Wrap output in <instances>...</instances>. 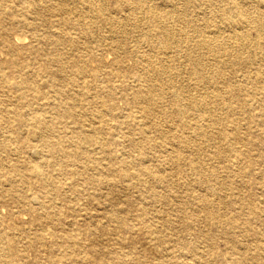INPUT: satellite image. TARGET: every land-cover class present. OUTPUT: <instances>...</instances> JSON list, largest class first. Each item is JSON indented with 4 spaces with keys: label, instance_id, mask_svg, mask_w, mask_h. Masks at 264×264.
Wrapping results in <instances>:
<instances>
[{
    "label": "rangeland",
    "instance_id": "rangeland-1",
    "mask_svg": "<svg viewBox=\"0 0 264 264\" xmlns=\"http://www.w3.org/2000/svg\"><path fill=\"white\" fill-rule=\"evenodd\" d=\"M95 1L39 0L32 7L0 0V105L18 108L20 94L25 101L22 124L8 111L0 120V143L9 148L5 159L0 153V264H254L247 257L264 242V121L251 116L264 105L252 99L261 97L253 91L264 90V79L253 52L264 42V24L235 29L246 32L243 55L254 63L232 68L236 40L215 54L197 43L200 35L219 39L215 23L231 34L218 7L204 8L206 0H169L178 11L171 16L163 11L168 0H144L134 10L102 0L101 14ZM153 5L161 17L151 15ZM246 7L253 20L264 16V3ZM163 28L173 35L166 46ZM159 60L169 68L162 86L152 71ZM198 62L208 82L220 67L234 88L221 80L203 84L193 73ZM8 80L23 89L9 88ZM213 90L226 105L211 101ZM213 112L224 115L214 124ZM222 130L236 138L217 156ZM30 194L58 216L43 231L46 244L36 241L40 206H29ZM205 199L211 204L201 210ZM99 222L104 232L90 224Z\"/></svg>",
    "mask_w": 264,
    "mask_h": 264
},
{
    "label": "bare ground",
    "instance_id": "bare-ground-1",
    "mask_svg": "<svg viewBox=\"0 0 264 264\" xmlns=\"http://www.w3.org/2000/svg\"><path fill=\"white\" fill-rule=\"evenodd\" d=\"M18 1H23L25 2L26 4L28 5H31L32 7L33 6H36L38 3H39V0H18ZM95 1V0H94ZM156 1V0H155ZM192 0H183V5L186 6L188 5ZM204 1V0H203ZM17 2V1H16ZM125 2L126 5H128L129 7H132V9H138V7L144 2V0H118V2L116 1V3L118 4V6H121V4ZM169 2L168 4H166L167 6H170V8L168 9H164V14L165 16L167 15H172L174 14L177 9H175L174 7V1L173 3L171 1H167ZM90 3V2H89ZM93 5L95 6L94 7V10H96L97 13L101 14L100 10H102L103 6H104V2L102 0H97L95 2H92ZM154 3V2H153ZM248 3H264V0H206V4H205V7H218L219 8V11H220V15L218 16L220 21L222 23H225L229 29H230V32L231 34H226V36H223V34L221 33V29H219V25H217L216 23L215 24H212L214 26H216L215 30L214 31V34H216V37L219 38L217 41H214L213 42H210V41H207L205 40L204 38L200 39L201 38V35H200V38L198 39L197 43H199V45H202L203 47L207 48V50H209L210 53H219V50H226L227 48L230 47V43L232 40H236L237 41V46L234 47L232 49V54H233V58L231 60V67L232 68H235L236 65H250V64H253L254 61L243 55V53L245 52V49L247 48L246 46V38H247V34L246 32H236L235 29L239 26V25H247V24H254V23H257V27H261L263 24H264V16L262 17H257V20L258 21H255L252 19V16L249 14V12H247V7L246 5ZM161 6V5H160ZM197 7V6H196ZM146 8V6H145ZM177 8V7H176ZM184 11V9H183ZM211 11V10H210ZM178 12V11H177ZM131 13V11H130ZM150 13L151 15H158V17H161L163 14L161 13V11H159V9L157 8V5H153V7L151 8L150 10ZM219 14V13H218ZM264 14V13H263ZM123 23V22H122ZM133 24V23H132ZM201 24V23H200ZM162 26V25H161ZM210 29V28H209ZM246 29V28H245ZM193 30L196 31V32H200V27L195 25L193 26ZM202 31H204L202 29ZM226 31V30H225ZM61 32V31H60ZM159 32L161 33V35L163 36L164 38V46H166V42L170 41L173 37V35L171 34L170 31H168L167 29H160ZM228 32V31H226ZM175 33V32H174ZM205 33V32H204ZM115 34V33H114ZM263 34V37H264V33ZM62 35V34H61ZM135 35V34H134ZM64 37V36H63ZM24 39V38H23ZM14 40L16 42H22V38L19 37V36H16L14 37ZM64 41V39H63ZM176 41V40H175ZM68 42V41H67ZM72 42V41H71ZM197 46V45H196ZM256 49H254V55L257 56V58L255 59V61H260L261 62V65L262 66H258L259 68V75H261L264 79V42H262V44L258 47L257 45L254 46ZM174 48V46H173ZM180 48V47H179ZM202 48V47H201ZM258 48V49H257ZM231 49V48H230ZM177 50V49H176ZM176 52V51H175ZM160 53V54H159ZM160 59H165L161 54V52L158 50L156 51V53ZM215 54V53H214ZM218 55V54H217ZM73 61V59H72ZM161 61V60H159ZM184 61V60H183ZM225 61V60H224ZM84 62V61H83ZM218 63V62H217ZM145 64L147 65H150L149 63H146ZM198 65L197 68L194 69L193 73L196 72L199 74V77L198 79H202V81H204L205 83L203 84H206V83H209L211 81H217V80H221L223 82V85L227 88L228 91H230L231 88H234V84H230V81H229V76L225 73H222L221 72V69L220 67H217V68H212V79L211 81H207V79L205 78V74H203V71H204V66L203 64H200L198 62ZM218 65H222L221 63H218ZM151 66V65H150ZM149 66V67H150ZM57 68V67H56ZM78 68V65L77 67ZM87 70V68H86ZM152 70V69H149V71ZM152 71H156L157 73L155 74V77H154V80L157 84H159V86H162V84L164 83V79H162L163 75L166 80V77H167V74L169 73V68H168V64H167V61H166V64L164 61H161L159 63V65ZM151 71V72H152ZM55 73V72H54ZM167 73V74H166ZM177 73V72H176ZM9 74H11V72H9ZM43 76V75H42ZM211 76V75H210ZM152 77V76H151ZM168 82L170 83L171 80L168 79ZM199 81L197 80V83ZM7 86H9V88H14V89H17V88H20V89H23V85L21 82L16 83L14 81H11V80H8L7 81ZM67 84V83H66ZM110 84V83H109ZM199 84V83H198ZM202 84V85H203ZM153 86V83L152 82H149V84L146 86V89H147V94L150 92V90H152ZM201 86V84H200ZM70 88V87H69ZM72 88V87H71ZM214 90H216V88L214 87L213 88ZM238 89L239 91L241 90V88H236ZM213 90V93L211 95V101L213 103H220V102H223L225 105L227 104V97H223L221 92H219L217 90V92H214ZM155 91V90H154ZM254 94L258 93L261 95V97L259 99L256 100L257 97L255 98H252L255 102H258L260 103L262 100H264V90L263 91H260V92H255L253 91ZM113 95V94H112ZM175 101L176 102H179L182 97L179 96V90H177V93H175ZM202 96V95H201ZM256 96V95H255ZM20 103H19V106L18 108L17 107H12L11 110H7L5 109V107H2V105H0V120H3L4 118H7V114L6 113L7 111L12 113V115L15 117V119L17 120V122L19 124H22L23 121H24V116L25 114L23 113V110L20 109L21 106H24L25 104V101L23 99V96L20 94L19 97H18ZM154 100V99H153ZM153 100L152 98L150 97V100L148 99V105H146V107L144 108V112L147 114V115H150L152 113V107L151 105L153 104ZM243 102V101H241ZM196 103V102H195ZM208 103V100L206 99V97H203L202 101H201V104H202V107L204 108ZM240 103V102H239ZM189 104V103H188ZM48 107V106H47ZM22 108V107H21ZM224 108V107H223ZM25 111V110H24ZM179 111H182V108L180 107L179 108ZM224 116V115H223ZM221 114L219 113H211L210 114V123H213L215 122L216 120L218 119H221L223 117ZM253 118H256V119H259L261 121H264V105L261 106V108L259 109V111L257 112H254L252 113V116ZM6 121V120H5ZM232 121V120H230ZM214 124V123H213ZM205 127H207V125H205ZM35 128V127H34ZM233 129H234V125H233ZM98 129H94L92 130V132H97ZM207 130V128L205 129ZM37 131V130H36ZM69 132V131H68ZM0 134H1V126H0ZM205 137H208V134L206 135V131H205ZM233 136V137H232ZM231 137H229V135L226 134L225 130H222L221 133H220V138L224 141V146H220V147H216L215 150H214V153L215 155H220L222 152L224 151H229L231 148H232V139L236 138V136L234 137V135H232ZM34 137V136H33ZM32 137V138H33ZM232 138V139H231ZM208 139V138H206ZM197 140V138H196ZM264 140H260V146H264ZM9 146V145H8ZM99 146V145H98ZM102 146V145H101ZM137 151H135L136 153ZM0 153H2V157L5 159L6 158V155L9 154V148H7V145L5 143H0ZM139 154V153H137ZM136 154V155H137ZM0 156V157H1ZM146 159V158H145ZM263 159V158H262ZM144 160V159H143ZM146 161V160H145ZM51 162V161H50ZM51 164V163H50ZM22 167V166H21ZM12 169H13V173L15 175H13L12 177H9L12 182L14 181L12 178L14 176H17L18 175V171L15 169V166L13 165L12 166ZM40 167L39 165H34L33 166V171L34 172H39L40 173ZM16 170V171H15ZM241 172V171H240ZM134 173V172H133ZM42 175V174H41ZM211 174L209 173V176ZM36 176V175H35ZM39 176V175H37ZM129 177V176H128ZM39 178V177H38ZM43 178V177H42ZM45 178V177H44ZM101 179V178H100ZM16 182V181H15ZM14 183V182H13ZM31 183V182H30ZM33 183V182H32ZM8 184V183H7ZM261 184L263 185L264 187V179H263V182H261ZM33 187V186H32ZM145 187V186H144ZM147 187V186H146ZM11 188V186H10ZM14 189V188H13ZM148 190V189H147ZM54 192V191H53ZM53 192L52 195H53ZM26 195V193H25ZM208 195H210V193H208ZM202 196H200L201 198ZM199 198V197H198ZM206 199H208L207 195H205ZM27 199V202L29 204L30 207H33V205H37V206H40V212L38 214V216L36 218L33 219V222L38 224L39 226V229L40 232L37 233V238H36V241L37 242H40L42 244H46V241L44 240V232L45 230L49 229V227H51V224L54 226V220H57L58 219V216H56L55 214L49 212L47 210V206L45 204V200L44 198L39 195V194H30L29 196L26 197ZM167 199V198H166ZM205 199V201H201L200 203L197 204V206L202 210L206 209L208 205L211 204V202L207 201ZM105 202L106 200L104 201H101V202H98L99 204H102V205H105ZM110 202H112L111 198H110ZM92 203V202H90ZM128 204H131V201L128 200L127 201ZM33 204V205H32ZM93 204V203H92ZM95 205V204H94ZM93 205V206H94ZM142 206V205H141ZM100 207V206H99ZM34 208V207H33ZM13 214V213H12ZM19 214V213H18ZM208 215V214H207ZM18 216V215H17ZM19 216H22V215H19ZM18 216V218H19ZM107 217H113V214L110 215V213H108L106 215ZM142 216V215H140ZM23 218V217H21ZM87 218V216H86ZM89 218V217H88ZM115 219V218H114ZM116 220V219H115ZM118 223L121 224V226H123L124 228H126L127 230L130 228V225L129 223H127L125 220H121V219H117ZM209 221V219H208ZM82 224V223H81ZM91 225H95L96 226V229H100L102 230V232H104V228L102 227L103 224H101V222L99 223H90ZM234 224V223H233ZM145 228L144 227H141L140 228V231H144ZM203 232V231H202ZM208 234V233H207ZM219 237V236H218ZM69 235L65 236L63 239L65 240H69ZM72 238V237H71ZM217 238V237H216ZM77 240V239H76ZM220 240V239H219ZM54 241V240H53ZM70 242H73V241H70ZM77 242V241H76ZM30 243V242H29ZM75 243V242H74ZM6 244V243H5ZM78 244V242H77ZM147 244V243H146ZM31 245V244H30ZM71 245V243H70ZM80 245V244H79ZM86 245V244H85ZM78 247V245H76ZM75 246V248H76ZM245 246V245H243ZM242 246V248H243ZM6 247V246H5ZM29 247H32V246H29ZM73 247V246H72ZM68 248V247H67ZM245 249V247H244ZM75 250V249H74ZM73 251V250H72ZM71 251V252H72ZM76 251V250H75ZM81 251V250H80ZM246 251V250H245ZM143 252V251H142ZM82 253V252H80ZM243 254V253H242ZM4 255V254H3ZM59 255V254H58ZM80 255V254H79ZM84 255V254H83ZM183 255V254H182ZM75 256V255H74ZM77 256V255H76ZM79 258L81 256H78ZM78 258V259H79ZM186 258V257H184ZM67 259V258H65ZM120 260H122V258H119ZM125 259V258H123ZM248 260H251L254 264H264V242L259 244L257 246V248L254 249V251H252L250 253V255L247 257ZM191 260V258H190ZM80 261V260H79ZM86 261V260H85ZM124 261V260H123ZM129 261V260H128ZM20 262V261H19ZM69 262V261H68ZM67 262V264H69ZM72 264V262H70ZM86 263V262H84ZM122 263V262H121ZM73 264H75L73 262ZM179 264V263H178Z\"/></svg>",
    "mask_w": 264,
    "mask_h": 264
}]
</instances>
